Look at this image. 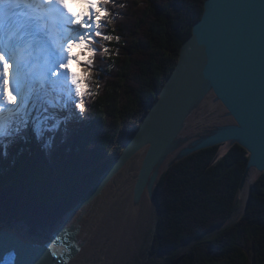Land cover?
Here are the masks:
<instances>
[{
	"label": "trees",
	"instance_id": "16d2710c",
	"mask_svg": "<svg viewBox=\"0 0 264 264\" xmlns=\"http://www.w3.org/2000/svg\"><path fill=\"white\" fill-rule=\"evenodd\" d=\"M204 2L104 3L82 118L64 126L52 154L32 117L21 135L0 140V224L16 220L54 230L89 195L157 100ZM221 146L184 157L159 178L146 251L154 264L180 257L177 264H264V173L255 179L248 209L239 213L249 153L235 143L220 154Z\"/></svg>",
	"mask_w": 264,
	"mask_h": 264
},
{
	"label": "water",
	"instance_id": "95a60500",
	"mask_svg": "<svg viewBox=\"0 0 264 264\" xmlns=\"http://www.w3.org/2000/svg\"><path fill=\"white\" fill-rule=\"evenodd\" d=\"M209 94L226 113L191 126L192 116ZM225 116L232 121L205 127ZM195 127L198 129H194L190 141L179 147L167 167L156 171L158 164L176 150L182 134ZM62 135L61 128L53 138L54 144ZM235 143L249 153L239 185V196L247 186L244 213L251 202L255 173H264V0H205L204 12L193 25L192 35L182 44L175 69L140 127L125 142L122 153L89 195L65 214L47 242L24 240L14 230L2 226L0 264H70L85 244L78 234L86 207L143 150L133 191L136 201L144 192L154 200L159 178L184 157L216 145L227 144L228 149ZM79 211L70 223L69 217ZM35 231L36 228L31 229Z\"/></svg>",
	"mask_w": 264,
	"mask_h": 264
},
{
	"label": "snow or ice",
	"instance_id": "6c2138e0",
	"mask_svg": "<svg viewBox=\"0 0 264 264\" xmlns=\"http://www.w3.org/2000/svg\"><path fill=\"white\" fill-rule=\"evenodd\" d=\"M82 2H86L87 13L71 11L69 0H0V140L21 135L27 129L29 109L35 108L48 85L63 94L61 99L83 97L81 78L70 67L77 59L73 49L88 47L96 51L90 44L94 36H101L95 29L100 27L102 12L98 2ZM85 63L91 65L92 61ZM51 106L61 105L53 102ZM75 107L82 113L83 101ZM55 119L47 116L33 124L39 123L43 132L45 123ZM14 120L18 122L16 127L12 126ZM33 130L36 134L35 127Z\"/></svg>",
	"mask_w": 264,
	"mask_h": 264
},
{
	"label": "rangeland",
	"instance_id": "374dc122",
	"mask_svg": "<svg viewBox=\"0 0 264 264\" xmlns=\"http://www.w3.org/2000/svg\"><path fill=\"white\" fill-rule=\"evenodd\" d=\"M143 1V0H141ZM94 2L99 3V7L101 8L102 14L105 10V5L103 3V0H94ZM70 4L74 8V11H77L78 9L80 11L88 12L87 6H85L82 2V0H77V3ZM93 16L96 15V13H92ZM101 23V17L99 24ZM101 26V24H100ZM77 27V26H72ZM96 31H101L100 27L98 29H95ZM93 40L95 43L100 44L99 37L97 39V36L93 37ZM93 42V43H94ZM93 43L90 44V47L95 49V46L93 47ZM87 47L85 48H74L73 54L77 57L74 62V66L71 67L74 72L77 73V75L81 78L82 84H83V90L84 94L88 93V89L86 88L87 85L90 83V79L93 78L92 74H90V71L92 67H90L85 62L88 61L90 54H93V52L89 51V48L87 51H85ZM82 67L85 68V70L82 69ZM89 78L88 83H86L85 80ZM84 96V95H83ZM83 101V97L74 96L72 99H62L59 100L62 104V110L64 112L69 111L68 107L69 105L72 107L71 110V116L68 117L69 123L71 125H76L80 118H82V113L79 108L75 107L76 103H79L80 101ZM65 107H64V102ZM31 103V102H30ZM31 117L34 121L37 119H40L38 114L36 113V108H30ZM226 111L223 109L222 105L219 102H214L213 94H209L204 103L202 104L199 111H196L195 114L192 116L190 120L191 126L199 125L203 122V120H210L211 118L225 114ZM232 119L229 116H225L224 118L220 120H213L212 123H208L205 127H209L211 125L215 124H223L227 122H231ZM17 121L13 123V127L17 126ZM37 127L39 128L38 133L40 134V137L43 141L47 142L51 145V149L53 147L56 148V146L61 142L62 139H59L56 144L53 142V138L57 134V130L59 127H53V125H56L55 123L49 121L48 127H46V124L44 125V131L41 132V125L39 123H36ZM64 135V130H63ZM62 135V138H63ZM49 140V141H48ZM54 148V149H55ZM227 150V144H223L221 146V153H224ZM54 151V150H53ZM140 157L141 153L138 154L136 157H134L131 162L128 164L127 169L125 171H121L118 175H116L113 180L116 179V181L125 182V180H129L133 175L138 173V167L140 163ZM167 167V166H166ZM165 167V168H166ZM125 173V174H124ZM258 174L255 173V177H257ZM111 183L108 184V186ZM108 186L105 188V190L108 188ZM114 188V185L112 186ZM247 187V186H246ZM113 188L111 190H113ZM247 191L245 190L244 193L239 196L240 197V208L239 213L243 211L244 207V199ZM123 200V199H122ZM120 200H114L113 202H110L107 204V207L105 210H103L101 217L96 219L95 223V234L93 235V240L87 242L86 245H91L92 249L90 251L81 252L79 255L74 258L70 264H154L153 261L149 259V257L146 255V251L149 248L151 244V238H152V232L155 226L156 217L158 214L156 204L154 200L152 201V205L148 208L146 207H140L137 210H133L132 212H127L125 210L123 201ZM116 202V203H115ZM92 206V205H91ZM91 208V207H90ZM79 214V213H78ZM77 218V217H76ZM85 218H92V210L86 215ZM4 226L11 230H14L17 232L24 240L27 241H36L39 243H45L50 239L51 233L53 230L48 231H40L36 228L35 232H31V227H29L24 221H13L11 223H3L0 224V228ZM86 247V246H85Z\"/></svg>",
	"mask_w": 264,
	"mask_h": 264
},
{
	"label": "bare ground",
	"instance_id": "6f19581e",
	"mask_svg": "<svg viewBox=\"0 0 264 264\" xmlns=\"http://www.w3.org/2000/svg\"><path fill=\"white\" fill-rule=\"evenodd\" d=\"M70 10L74 12L73 7ZM73 66H74V62H72L70 67H73ZM62 95L63 94L57 90H52L47 95L41 94L42 98L36 102L35 108H36V113L38 114V116L41 120L47 116H54V117H56V119L55 120H49V121L60 126L59 129L62 128L64 130V126L71 125V123H69L68 117L71 116L72 107L70 106L69 111H67V113H66V112H64V110H62L58 107L53 108L51 106L52 100L53 99H56L57 101L62 100L61 99ZM64 99H66V96L63 98V100ZM45 108H47V111H45ZM217 118H220V116H218ZM49 121H47L45 123L46 127H48ZM14 122H15V120L13 121V123ZM59 129L57 131H59ZM194 129L197 130L198 128L195 127L193 129L192 128L191 129L188 128V130L186 129L187 131L182 134V136L180 137V140L178 141L179 143L176 144L177 145L175 148L176 150L173 151L172 153L168 154L158 164V166L156 167V171L160 172L162 169H164V167L166 166V163L171 159V157L174 154H176L179 151V149H180L179 147L185 145L187 142L190 141V138H192V134L195 131ZM143 156H144V150H143V152H141L140 163L142 161ZM140 163H139V166H140ZM128 164L121 170L122 172L125 171V169H127ZM138 169H139V167H138ZM137 175H138V173L133 175L129 180H127V181L125 180V182H122V181L118 182V181H116V179L112 180V182L108 186V188L106 190L104 189L103 193L95 201H93L91 204H89L86 207V210H85L86 214L85 215H88V213L92 210V218L91 219L85 218L86 217L85 216L80 221L81 222V231L78 234L79 235L78 237H79V239H82L83 241H85V244L83 245L80 253L81 252L87 253L88 251H90L92 249L91 245H86V244H87V242L93 240V235L95 234V231H96L95 226H94L96 223L95 220L98 219L99 217H101V215L103 213L102 211L106 209L107 204H109L110 202H113L114 200H120V199L122 200L123 199L122 201H123L125 210L127 212H132L133 210H137L142 206L148 208L152 205V201L148 197L147 192H144V194L140 200L136 201L134 199L133 191H134L135 182L137 180ZM113 185H114V188L112 187ZM112 188H113V190H111ZM244 189L246 190L247 187H245ZM80 211L75 212L72 216L69 217L70 223L76 219V217L78 216V213H80Z\"/></svg>",
	"mask_w": 264,
	"mask_h": 264
}]
</instances>
